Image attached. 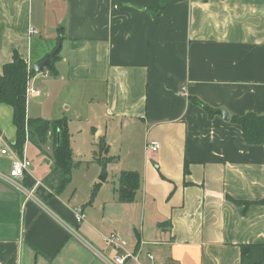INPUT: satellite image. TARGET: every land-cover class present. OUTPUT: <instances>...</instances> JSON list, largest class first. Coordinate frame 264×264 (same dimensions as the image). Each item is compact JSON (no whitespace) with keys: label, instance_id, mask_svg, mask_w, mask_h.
Here are the masks:
<instances>
[{"label":"crops","instance_id":"obj_1","mask_svg":"<svg viewBox=\"0 0 264 264\" xmlns=\"http://www.w3.org/2000/svg\"><path fill=\"white\" fill-rule=\"evenodd\" d=\"M58 42L54 74L28 80L41 91L32 98L54 95L67 111L62 89L87 97L93 139L106 137L103 118L124 144L107 170L137 171L140 186L131 202L100 187L87 203L97 174L77 201L67 186L53 193L52 139L33 144L45 162L21 178L32 198L0 178V264H105L88 244L113 254L101 239L110 232L154 256L124 264H264V142L247 143L230 121L264 115V0H0V71L14 51L33 68ZM42 109L26 100L28 117L45 118ZM15 133L0 103V173Z\"/></svg>","mask_w":264,"mask_h":264},{"label":"trees","instance_id":"obj_2","mask_svg":"<svg viewBox=\"0 0 264 264\" xmlns=\"http://www.w3.org/2000/svg\"><path fill=\"white\" fill-rule=\"evenodd\" d=\"M54 57L50 61V66L46 68L51 74L55 72ZM34 74L33 68H28L25 60L18 52L14 51L11 59L3 64L0 71V103H6L12 107V122L16 129L12 149L18 155H22L26 142L40 147L51 137L53 168L45 177L44 182L52 188L53 193H60L69 183L72 167L76 164L73 160L68 124L64 117L46 120L27 116L26 87L28 80ZM194 102L203 106L209 114L216 111L214 108L202 104L197 98H194ZM230 121L240 126L243 138L247 143L261 144L264 142V115L249 112L243 115H232ZM97 140L100 151L99 160L115 162L116 156H102V153L106 152L108 148L105 138L99 136ZM93 155L96 157L97 152L94 151ZM184 172H187L186 164ZM117 180L118 185L115 192L118 201L131 202L140 186L139 173L133 170H121ZM99 186V183L93 185L87 203L92 201ZM254 264L262 263L255 262Z\"/></svg>","mask_w":264,"mask_h":264},{"label":"rangeland","instance_id":"obj_3","mask_svg":"<svg viewBox=\"0 0 264 264\" xmlns=\"http://www.w3.org/2000/svg\"><path fill=\"white\" fill-rule=\"evenodd\" d=\"M45 72V71H43ZM49 74L47 69V75ZM51 75V74H50ZM45 84V81L43 82V85ZM41 84V87L43 86ZM46 90L43 89V92ZM63 95L66 96V99H68L70 108L67 111H64L62 107L60 108V105H57L56 100L54 98V95L52 96H42L41 98L33 99L30 94L27 95V103L32 104L33 102L41 103L43 104V109L41 112H38L41 116L45 117L43 119L46 120H53L56 118H52L55 111H57L60 115V117H64L68 121L72 119V123L75 124L74 133H71L70 136V145L72 149V155L73 160L76 162V164L72 167L71 170V179L69 183L66 185L67 190L75 191L74 197L76 198L75 201L78 199H81L85 196L87 188L89 186V180L92 178H95L96 175L100 173L102 161L99 160V145L98 140L93 139V130L91 128V125H86V119L87 116L85 115V106H86V99L87 97L83 96L78 92L76 89H71L65 87L62 89ZM36 96V95H35ZM39 96V95H38ZM77 103V106L79 108L78 114L81 115L79 118H76L73 112L75 108V104ZM82 111V113H81ZM56 113V112H55ZM59 117V118H60ZM41 118V117H40ZM99 126L102 128L104 135L106 136V143L108 145L107 151L102 153V156H114L112 152L119 151V148L123 149L124 144H119V141L114 140L116 139L120 133L118 130L112 131L109 130L108 122L106 119H99L98 122ZM80 129V130H79ZM109 133V134H107ZM35 146V145H34ZM29 150H26V156L30 160L33 167H37L44 164V155L39 153V151L33 147V143H30L28 145ZM97 152V156L95 157L93 155V152ZM43 156V157H42ZM111 163V162H110ZM108 171V170H107ZM100 183V186L95 191V194L93 196V199L100 194V187L103 188V194L104 192L112 191L113 188L117 187L118 180L117 177L113 175V172L108 171V175L104 181L98 182ZM93 189V186L91 187V190ZM92 199V200H93Z\"/></svg>","mask_w":264,"mask_h":264},{"label":"built area","instance_id":"obj_4","mask_svg":"<svg viewBox=\"0 0 264 264\" xmlns=\"http://www.w3.org/2000/svg\"><path fill=\"white\" fill-rule=\"evenodd\" d=\"M30 32L35 33L36 30L32 28L30 29ZM44 75H47V71L44 72ZM186 91V85H182L178 90V93L186 94ZM28 94L38 96L41 94V91L27 85L26 98ZM148 149L154 152L156 151L157 146L155 143L149 144ZM1 153L5 154L8 152L4 148L1 150ZM9 154L11 155L10 168L7 173H0V178L18 189L26 198H32V190L26 188L21 182V178L30 167V160L25 155L24 150L21 156L18 155L14 150L9 151ZM74 217L76 222H81L83 220L84 215L81 207L74 208ZM101 239L106 249L112 250L113 254L108 255L101 253L90 244L88 245L105 264H124V262L127 260L139 262L142 255L147 257V259L151 260L152 262L154 260L153 254L151 252L144 251L140 246L136 248H129L127 241L123 239L117 232L104 234Z\"/></svg>","mask_w":264,"mask_h":264},{"label":"water","instance_id":"obj_5","mask_svg":"<svg viewBox=\"0 0 264 264\" xmlns=\"http://www.w3.org/2000/svg\"><path fill=\"white\" fill-rule=\"evenodd\" d=\"M59 48H60V43L58 42L57 46L55 47V49L52 52L46 54L43 59H41L38 62H36L35 64H33V70L35 72H40L44 68L49 67L51 59L56 55ZM218 114L221 115L225 119L228 118V114L225 110H218ZM106 167H107V162L106 161L102 162L101 170H100V173L98 176V179L100 181H104L107 177V168Z\"/></svg>","mask_w":264,"mask_h":264}]
</instances>
